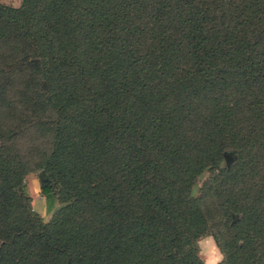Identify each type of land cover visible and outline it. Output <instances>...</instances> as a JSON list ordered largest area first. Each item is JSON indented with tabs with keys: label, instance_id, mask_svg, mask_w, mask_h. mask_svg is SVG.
<instances>
[{
	"label": "trees",
	"instance_id": "obj_1",
	"mask_svg": "<svg viewBox=\"0 0 264 264\" xmlns=\"http://www.w3.org/2000/svg\"><path fill=\"white\" fill-rule=\"evenodd\" d=\"M3 103L57 208L0 127V264H264V0L0 3Z\"/></svg>",
	"mask_w": 264,
	"mask_h": 264
},
{
	"label": "rangeland",
	"instance_id": "obj_2",
	"mask_svg": "<svg viewBox=\"0 0 264 264\" xmlns=\"http://www.w3.org/2000/svg\"><path fill=\"white\" fill-rule=\"evenodd\" d=\"M0 3L16 7L19 0H0ZM15 94L12 91L6 96L4 103L15 102ZM0 104V127L3 129V139L16 146L17 153L23 161L26 171L23 180L26 184V191L30 197V208L42 220H47L57 208L54 199L47 200L40 193V182L45 180L43 172L36 166L39 153H47L50 149V135L44 130V119L32 117L31 112L26 111L25 117L18 113V110H11L10 105ZM20 109V108H17ZM21 119V121H20ZM15 133L14 140L11 138ZM205 174L199 176L195 185L198 186ZM198 256L205 264H211L220 255L209 234L200 236L197 240ZM218 262V261H217Z\"/></svg>",
	"mask_w": 264,
	"mask_h": 264
},
{
	"label": "clouds",
	"instance_id": "obj_3",
	"mask_svg": "<svg viewBox=\"0 0 264 264\" xmlns=\"http://www.w3.org/2000/svg\"><path fill=\"white\" fill-rule=\"evenodd\" d=\"M223 259H224L223 254H220V255L217 257V260L212 261L211 264H217V261H220V260H223Z\"/></svg>",
	"mask_w": 264,
	"mask_h": 264
},
{
	"label": "water",
	"instance_id": "obj_4",
	"mask_svg": "<svg viewBox=\"0 0 264 264\" xmlns=\"http://www.w3.org/2000/svg\"><path fill=\"white\" fill-rule=\"evenodd\" d=\"M44 182H46V180L41 181L40 184H39V186L43 185Z\"/></svg>",
	"mask_w": 264,
	"mask_h": 264
}]
</instances>
